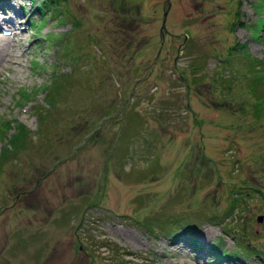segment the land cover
<instances>
[{"label": "rangeland", "instance_id": "1", "mask_svg": "<svg viewBox=\"0 0 264 264\" xmlns=\"http://www.w3.org/2000/svg\"><path fill=\"white\" fill-rule=\"evenodd\" d=\"M8 1L24 34L0 123L30 138L0 160V264H264V99L243 54L264 70V0Z\"/></svg>", "mask_w": 264, "mask_h": 264}, {"label": "trees", "instance_id": "2", "mask_svg": "<svg viewBox=\"0 0 264 264\" xmlns=\"http://www.w3.org/2000/svg\"><path fill=\"white\" fill-rule=\"evenodd\" d=\"M53 1L54 0H45V3H51ZM42 6L40 7V4H39L38 8L43 10L44 8H42ZM255 36H259V37H262L264 39V24L263 25L261 24V31H258L255 34ZM233 48H239V50H243L245 48V46H244V44H240L237 42L235 47H232L230 49L232 50ZM245 52H243V54H246V59H247L246 60L247 61V63H246L247 64L246 65V71H247L246 74L248 76H251V82L250 83H251L252 87L254 86V88H252L251 91H252V93H256V95L259 94L261 96V98L264 99V70H262V68H260L262 66V63H260V61L256 57L249 56L246 48H245ZM61 80L62 79H55L52 81V83L49 85V87L45 88V91L49 92V93L46 92L49 94L48 100L46 102L47 104H53L55 102V97L57 96V94L60 90ZM260 86H263V88L260 89ZM48 89L49 90L51 89V90L49 91ZM21 94H22V97L25 99H29V97H30L29 96L30 94H29L27 89L23 90L21 92ZM261 101L262 100H260L259 97H256V100L252 101L253 104L251 103V107L263 104V102H261ZM109 115L110 114H108V113L102 115L100 118V121H103L105 118L109 117ZM0 128H1L0 129V140L5 139V141H6L2 145V147L0 148V157H1L0 160H3L4 158L8 157V152L14 151L18 148H22L27 143V141L29 140L30 135H29L28 128L24 124L19 123V122L17 124L13 125L12 121L5 120V121L0 123ZM11 128H14V130L10 135L7 136L6 132ZM97 128H99L98 124L93 128V130H91L89 133H87V135L85 136L84 142L88 136L91 137L92 132ZM190 227L191 226H184V224H183V226H181L179 228H175L174 230H171L170 232L173 233V236H175L179 232H183L184 230L185 231L188 230ZM188 242L190 243L191 246L195 247L196 249H198L199 246H200V248H202L201 247V245H202L201 241H199L195 235H188ZM247 249L250 250V248H248V247H247ZM210 250H213L211 253V254H213L212 257L213 258L217 257V259L219 261L233 262V260H236L238 258L236 256L237 254H235V253L226 254L224 250L220 249L215 244H212L210 246ZM253 250H255V249H253ZM251 252H253V251H251ZM254 252H255V254H259L258 252L256 253V251H254ZM259 256H260V258L264 259V253H260Z\"/></svg>", "mask_w": 264, "mask_h": 264}, {"label": "bare ground", "instance_id": "3", "mask_svg": "<svg viewBox=\"0 0 264 264\" xmlns=\"http://www.w3.org/2000/svg\"><path fill=\"white\" fill-rule=\"evenodd\" d=\"M11 1L7 2H3L0 1V31H5L6 28L8 32L7 37L1 36L0 35V65L4 62V61H8L11 60L13 58V61L16 60V63L19 64V57L17 55H15L14 53L10 52L7 50L6 47L7 44L10 42V40H16V41H21V39L23 38V34H24V30H22L21 28V20L19 17V12L17 10H13L12 14H7L5 12L6 9H8V6L11 5L10 4ZM19 18V19H18ZM5 24V26L3 25ZM21 28V29H19ZM18 46V45H17ZM9 49V48H8ZM13 51V50H12ZM17 53V52H15ZM18 59V60H17Z\"/></svg>", "mask_w": 264, "mask_h": 264}, {"label": "water", "instance_id": "4", "mask_svg": "<svg viewBox=\"0 0 264 264\" xmlns=\"http://www.w3.org/2000/svg\"><path fill=\"white\" fill-rule=\"evenodd\" d=\"M167 2H168V7L170 6V1L169 0H167ZM166 15H167V10H165L164 11V17L162 18V25H161V31L164 29V27H165V20H166ZM262 214H260V215H257V220H262Z\"/></svg>", "mask_w": 264, "mask_h": 264}]
</instances>
